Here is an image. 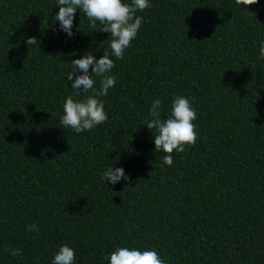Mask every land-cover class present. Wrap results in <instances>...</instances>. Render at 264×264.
<instances>
[{
  "label": "trees",
  "instance_id": "obj_1",
  "mask_svg": "<svg viewBox=\"0 0 264 264\" xmlns=\"http://www.w3.org/2000/svg\"><path fill=\"white\" fill-rule=\"evenodd\" d=\"M148 2L117 59L83 11L68 36L57 0H0V264H52L63 244L75 264H109L117 247L165 264H264V0ZM104 51L108 119L76 133L60 124L64 101L91 91L71 87L72 61ZM176 96L197 112V140L169 167L146 122L154 100L166 119ZM112 166L130 180L102 179Z\"/></svg>",
  "mask_w": 264,
  "mask_h": 264
},
{
  "label": "clouds",
  "instance_id": "obj_2",
  "mask_svg": "<svg viewBox=\"0 0 264 264\" xmlns=\"http://www.w3.org/2000/svg\"><path fill=\"white\" fill-rule=\"evenodd\" d=\"M59 11L54 21H59L60 30L73 35V22L77 9L83 11L93 28L97 22L101 25L100 31L110 33L111 55L122 59L125 49L131 41L136 38L142 24V17L136 12L151 7L148 0H57ZM237 4L254 5L258 0H236ZM36 43V37H29L27 44ZM259 54L264 57V41H261ZM73 72L68 74V80L72 81L74 90H82L91 95L85 96L83 100L74 99L69 95L63 104L64 114L60 118V124L65 128H72L76 133L91 130L95 126L104 123L108 116L104 110V103L99 99L106 96L108 90L115 86V77L111 75L114 68V60L110 58L109 52L104 51L97 59L91 52L72 61ZM91 69V70H90ZM75 74V78H74ZM100 78V87L94 86ZM76 95H79L77 91ZM161 100L153 101L150 109L151 120L146 122L152 131L155 129L154 144L155 151H163V162L169 167L173 164L174 151L184 152L185 145H194L197 140L196 125L193 123L197 118V112L192 107V102L184 96H176L171 104V114L166 119L160 118ZM153 132V131H152ZM115 185L123 180H130L122 167H108L101 176ZM28 231H39L36 224L28 225ZM11 255H21L19 249H13ZM75 251L68 244L59 247L54 255L52 264H75ZM109 264H165V261L153 249L140 250L137 248L117 247L107 257Z\"/></svg>",
  "mask_w": 264,
  "mask_h": 264
}]
</instances>
